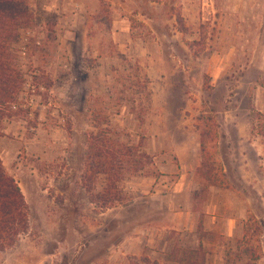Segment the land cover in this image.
Here are the masks:
<instances>
[{
  "label": "rangeland",
  "instance_id": "obj_1",
  "mask_svg": "<svg viewBox=\"0 0 264 264\" xmlns=\"http://www.w3.org/2000/svg\"><path fill=\"white\" fill-rule=\"evenodd\" d=\"M26 1L34 22L10 43L22 112L5 110L0 158L29 226L0 264H264V152L239 141L264 136L252 101L264 87V0ZM95 126L118 128L131 150L114 159L129 167L116 169L123 200L109 207L110 176L88 171ZM206 173L217 188L263 192L258 221L247 214L228 236L234 211Z\"/></svg>",
  "mask_w": 264,
  "mask_h": 264
},
{
  "label": "trees",
  "instance_id": "obj_2",
  "mask_svg": "<svg viewBox=\"0 0 264 264\" xmlns=\"http://www.w3.org/2000/svg\"><path fill=\"white\" fill-rule=\"evenodd\" d=\"M26 3V0H0V135L2 131L1 121L5 116V110L17 114L22 112L20 99L25 79L18 64V51L10 43L13 42L14 44L20 38L21 30L29 28L34 22L35 16ZM41 43L42 41L37 39L28 38L26 47L29 45V47L37 48ZM13 51L16 54L11 53ZM23 53L27 55L28 52L23 51ZM32 79H36V77L32 76ZM34 81L37 85L36 89H38L40 84L37 80ZM13 109L15 111H12ZM95 127L97 130L89 132L87 137L88 158L97 160V162L96 166L90 165L88 171L96 168V174L110 176L111 185L104 194L105 204H108L107 207H109V205L113 206L123 200L121 193L114 185L115 171L118 168L129 167V161H123V159L116 161L114 159L123 155L122 151L126 152V155H130L131 150L127 146L120 149L119 139L122 137V133L118 128L111 126ZM108 155H111V160H108ZM141 158L138 170H141L145 165L148 154L142 151ZM100 160H105V162L102 163ZM204 180L208 186L218 185L210 181L207 173L204 174ZM28 211L21 188L16 180L7 173L0 158V251L12 247L22 235L27 233L29 226ZM246 238L247 235L244 236V239Z\"/></svg>",
  "mask_w": 264,
  "mask_h": 264
},
{
  "label": "crops",
  "instance_id": "obj_3",
  "mask_svg": "<svg viewBox=\"0 0 264 264\" xmlns=\"http://www.w3.org/2000/svg\"><path fill=\"white\" fill-rule=\"evenodd\" d=\"M219 61H221L222 64H228L229 61H231L230 57L228 58H218ZM212 61H214V59H212ZM253 106L255 107V110L259 113H264V87L258 86L257 88H255V91L253 93ZM224 113H227V111H224ZM251 110H248L246 112V118H247V122H248V127L249 129L252 128L253 126V118L251 116ZM225 114H224V119H225ZM235 121L236 123H234L235 127L240 130L241 129V121H240V117L236 116L235 117ZM250 130L248 133V136L246 137H239V141L241 142H245L246 144H248L249 146H251L250 149H252V151H254L255 153H262L264 152V136H259V137H251L250 136ZM227 143H232V141H229ZM252 182V180L250 181ZM210 188L212 189V191H220V193H222L224 200L226 203H224V206L227 208H230L232 211H234V213L228 217L227 221H228V227L226 230V233L228 236H235L236 232H237V223H238V219L239 218H243L245 219L247 214L253 213L254 216L252 217L253 221H258V219L260 218V216L257 214V200L260 198L258 195H260V190L256 188V186H248L246 188L249 189V195L247 196H242L240 194V192H244L243 189L239 188L237 190H232V189H228V188H217L216 186H210ZM251 192H254V194H252ZM263 193V192H262ZM261 193V194H262ZM229 204V206H228ZM264 205V204H263ZM229 211V210H228ZM210 216H212V218L215 220L220 219V216H225V214H222L221 211H212V213L210 214ZM245 236V233L244 235Z\"/></svg>",
  "mask_w": 264,
  "mask_h": 264
}]
</instances>
